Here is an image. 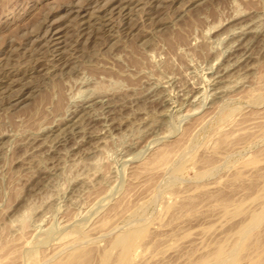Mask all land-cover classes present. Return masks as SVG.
Here are the masks:
<instances>
[{
	"label": "rangeland",
	"instance_id": "rangeland-1",
	"mask_svg": "<svg viewBox=\"0 0 264 264\" xmlns=\"http://www.w3.org/2000/svg\"><path fill=\"white\" fill-rule=\"evenodd\" d=\"M157 4L0 0V253L7 251L0 254L2 263L54 264L84 240V264H99L105 250L112 251V264L110 241L143 226L148 243L130 254V264H190L210 259L218 246L239 256L238 264L262 253L264 216L249 234L253 238L248 236L255 244L250 247L260 250L238 251L234 233L264 204V0H164L166 11L160 12ZM94 17L92 30L102 33L97 42L90 26L80 27ZM55 26L60 51L49 34ZM14 101L19 105L12 108ZM14 107L19 110H9ZM81 115L86 126L80 133L70 125ZM64 136L70 137L65 143ZM225 137L221 147L216 138ZM160 153L170 165L158 166ZM151 159L158 166L152 162V174ZM38 177L43 184L33 183ZM71 232L87 242L74 241ZM12 252L19 255L11 259Z\"/></svg>",
	"mask_w": 264,
	"mask_h": 264
},
{
	"label": "bare ground",
	"instance_id": "bare-ground-1",
	"mask_svg": "<svg viewBox=\"0 0 264 264\" xmlns=\"http://www.w3.org/2000/svg\"><path fill=\"white\" fill-rule=\"evenodd\" d=\"M127 1V0H126ZM129 1V0H128ZM137 1V0H136ZM140 1V0H139ZM144 1V0H143ZM171 1V0H170ZM202 1V0H201ZM148 2H150V1H148ZM79 3V2H78ZM137 3V2H136ZM166 3V2H165ZM166 4H168V3H166ZM166 4L164 5V0H159V4H157L156 6L158 7V10H159V12L160 11H163V10H165L164 8H165V6H166ZM108 5V4H107ZM135 5V4H134ZM153 5V4H152ZM151 5V6H152ZM171 5V4H170ZM139 6V5H138ZM154 6V5H153ZM79 7V6H78ZM82 7V6H81ZM86 7V6H85ZM128 5H127V7H124V9L125 10H130V8L128 9ZM169 7V6H168ZM120 8V7H119ZM139 8V7H138ZM78 9V8H77ZM79 9H80V7H79ZM122 11H123V9L122 8H120ZM119 9V10H120ZM143 9V8H142ZM146 9V8H145ZM156 9V8H155ZM96 10V9H95ZM131 11V10H130ZM129 11V12H130ZM134 11V10H133ZM139 11V10H138ZM166 11V10H165ZM164 11V12H165ZM78 14H81V10H78V11H76ZM93 13V12H92ZM111 13H112V11H111ZM120 13V12H119ZM126 13V12H125ZM136 13V12H135ZM140 13V12H139ZM73 14V13H72ZM82 14H83V12H82ZM81 14V15H82ZM85 14V13H84ZM88 14H91V13H88ZM95 14V13H94ZM137 14V13H136ZM149 14V13H148ZM147 14V15H148ZM160 14V13H159ZM81 15H80V17H81ZM108 15V14H107ZM129 15H131V14H129ZM141 15V14H140ZM153 15V14H152ZM166 15V14H165ZM96 16V15H95ZM139 16V15H138ZM158 16V15H157ZM68 17V16H67ZM74 17V16H73ZM79 17V18H80ZM148 17V16H147ZM160 17V16H159ZM72 18V17H71ZM95 18V17H94ZM108 18V17H107ZM103 19V18H102ZM134 19V18H133ZM160 19H161V17H160ZM57 20V19H56ZM63 20V19H62ZM69 20H70V18H69ZM83 20V19H82ZM82 20H80V21H82ZM84 20H85V18H84ZM96 18L95 19H93V20H91V18H87V20L86 21H82L81 23H80V27H84V26H90V30H91V33L93 34L92 36L94 37V40H96V42L98 41V40H102L101 39V34L99 33V31L96 29H94V30H92L93 29V27L95 26V24H96ZM108 20V19H107ZM110 20H111V18H110ZM128 20V19H127ZM157 20H159L158 18H157ZM51 21V20H50ZM76 21H77V19H76ZM80 21H78V22H80ZM99 21H101V20H99ZM162 21V20H161ZM67 22V21H66ZM74 22V21H73ZM70 23V22H69ZM132 23V22H131ZM66 24V23H65ZM68 24V23H67ZM75 24V23H74ZM91 24V25H90ZM101 24V23H100ZM159 24V23H158ZM64 25V24H63ZM97 25V24H96ZM127 25V24H126ZM132 25V24H131ZM155 25V24H154ZM70 26V25H69ZM78 26V25H77ZM134 25H132V27H133ZM57 26H55V27H52V28H49V29H51L50 30V33L49 34H51V36H53V37H55L54 39H53V47L55 48V50L56 49H59V48H61V47H59L61 44H62V42L63 41H61L62 39H61V37L59 36V34H60V30H59V28L57 27ZM75 27H76V24H75ZM75 27H73V29H75ZM79 27V26H78ZM99 28H100V26H98ZM72 28V27H71ZM98 28V29H99ZM105 28V27H104ZM69 29H70V27H69ZM103 29V28H102ZM129 29V28H128ZM127 29V30H128ZM64 30V29H63ZM79 30V29H78ZM88 30V29H87ZM86 30V31H87ZM39 31V30H38ZM71 31H73V30H71ZM104 31V30H103ZM117 31V30H116ZM45 32H47V31H45ZM82 32V31H81ZM71 33V32H70ZM88 33V32H87ZM107 33H109V32H107ZM111 33V32H110ZM46 34V33H45ZM69 35V34H68ZM71 35V34H70ZM69 35V36H70ZM91 35V34H90ZM50 36V35H49ZM49 36L46 38V39H48L49 38ZM113 36V35H112ZM66 37V36H65ZM72 37H73V35H72ZM78 37H79V35H78ZM89 37V36H88ZM40 38V37H39ZM51 38V37H50ZM49 38V39H50ZM104 38V37H103ZM116 38V37H115ZM70 39V38H69ZM113 39V38H112ZM39 40V39H38ZM73 40V39H72ZM115 40V39H114ZM66 41H68V40H66ZM52 42V41H51ZM73 42H74V40H73ZM46 43V42H45ZM50 44V43H49ZM70 43H68V45H69ZM94 44H95V42H94ZM40 45H43V44H40ZM52 45V44H51ZM131 45V44H130ZM253 45V44H252ZM49 47V46H48ZM64 47V46H63ZM93 47V46H92ZM36 48V47H35ZM46 48V47H45ZM53 48V49H54ZM68 48V47H67ZM49 49V48H48ZM52 49V50H53ZM37 50H38V48H37ZM49 50H51V49H49ZM39 51V50H38ZM45 51V50H44ZM59 51H60V49H59ZM64 51H65V49H64ZM84 51V50H83ZM30 52H32V51H30ZM33 52H35V51H33ZM37 52V51H36ZM58 52V51H57ZM64 53V52H63ZM66 53H67V51H66ZM33 54V53H32ZM90 54V53H89ZM61 55V54H60ZM33 56V55H32ZM38 57V56H37ZM46 57V56H45ZM89 57V56H88ZM12 58V57H11ZM17 58V57H16ZM89 58H91V55H90V57ZM243 58V57H242ZM50 59V58H49ZM68 59V58H67ZM252 59V58H251ZM15 60V59H14ZM62 60V59H61ZM4 61V60H3ZM9 61V60H8ZM5 62V61H4ZM6 63H7V61H6ZM16 63V62H15ZM40 63V62H39ZM59 63V62H58ZM65 63V62H64ZM18 64V63H17ZM67 64V63H66ZM39 65V64H38ZM59 65V64H58ZM65 65V64H64ZM6 66V65H5ZM8 66V65H7ZM11 66V65H10ZM16 66V65H15ZM51 66V65H50ZM1 67H2V65H1ZM14 67V66H13ZM38 67V66H37ZM52 67H54V66H52ZM73 67V66H72ZM46 68V67H45ZM56 68V67H55ZM1 69V68H0ZM67 69H69L68 68V66H67ZM72 69V68H71ZM12 70V69H11ZM10 71V70H9ZM8 71V72H9ZM43 71V70H42ZM69 71H71L70 69H69ZM66 72V71H65ZM2 73V72H1ZM45 73V72H44ZM60 73V72H59ZM6 74V73H5ZM11 75V74H10ZM54 75V74H53ZM42 76V75H41ZM55 76V75H54ZM53 76V77H54ZM2 78V77H1ZM38 78V77H37ZM36 77H35V79H37ZM43 78V77H42ZM52 78V77H51ZM32 79V78H31ZM45 79H46V77H45ZM48 80H50V78L48 77L47 78ZM5 80V79H4ZM39 80H40V78H39ZM40 82V81H39ZM34 84H36V83H34ZM7 85V84H6ZM39 85V84H38ZM37 87V86H36ZM7 88V87H6ZM9 88V87H8ZM12 88H13V86H12ZM4 89V88H3ZM259 89V88H258ZM258 89H256V90H258ZM7 90V89H6ZM5 90V91H6ZM255 90V89H254ZM260 90V89H259ZM263 90V89H262ZM19 91V90H18ZM38 91V90H37ZM3 92V91H2ZM8 92H11V91H8ZM16 92H17V90H16ZM29 92V91H28ZM14 93V92H13ZM254 93V92H253ZM9 94V93H8ZM11 94V93H10ZM254 94H256V93H254ZM260 94V93H259ZM21 95V94H20ZM253 97H254V95L253 94H251ZM250 95V97H252ZM14 96V95H13ZM13 96H12V98H13ZM40 97H41V95H40ZM7 98V97H6ZM10 98V97H9ZM17 98V97H16ZM43 98V97H42ZM41 98V99H42ZM257 98L259 99V98H261L260 96H257ZM256 98V99H257ZM3 99V98H2ZM1 99V100H2ZM11 99V98H10ZM19 99H21V98H19ZM18 99V100H19ZM34 99V98H33ZM40 99V100H41ZM247 99V98H246ZM252 99V98H251ZM254 99H255V97H254ZM30 100H32V99H30ZM30 100H29V102H30ZM16 101V100H15ZM14 101V102H15ZM33 101V100H32ZM1 102V101H0ZM17 102H19V101H17ZM20 102H22V99H21V101ZM38 101H36V102H34L35 103V105H36V103H37ZM39 102H41V101H39ZM259 102V101H258ZM9 103H11V102H8V104ZM32 103V102H31ZM1 104V103H0ZM12 104V105H11ZM10 105L12 106V108H13V104L15 105H17L18 103H11ZM38 104V103H37ZM42 104V103H41ZM19 105V104H18ZM34 105V106H35ZM33 106V105H32ZM37 106V105H36ZM35 106V107H36ZM3 107H5V106H3ZM7 107V106H6ZM24 107V106H23ZM34 107V108H35ZM103 107V106H102ZM33 107L32 108H30V109H34ZM93 108V107H92ZM9 108H7V110H8ZM9 110H11V111H16V110H19V108L18 107H14V109H9ZM29 110V109H28ZM36 110V109H35ZM37 110H38V108H37ZM32 111V110H31ZM34 111V110H33ZM6 112V111H5ZM26 112V111H25ZM24 113V112H23ZM35 113V112H34ZM33 113V114H34ZM15 114V113H14ZM30 114V113H29ZM37 114V113H36ZM229 116V115H228ZM85 117H86V115H85ZM77 118V117H76ZM82 118H84V117H82V115H81V117H78V119H79V121L77 122L76 121V123H73L72 122V125H70V126H73V129H75L77 132H80L81 133V131L83 130H81V125L82 126H84L83 124H80V122L82 121ZM87 118V117H86ZM154 118V117H153ZM73 119V118H72ZM152 119V118H151ZM229 119H231V118H229ZM221 120V119H220ZM227 120V119H226ZM72 121V120H71ZM228 121V120H227ZM84 122V121H83ZM82 123V122H81ZM86 123V122H85ZM224 124V123H223ZM264 124V123H263ZM225 125V124H224ZM67 126V125H66ZM86 126V125H85ZM85 126H84V128H85ZM262 126V125H261ZM231 127V126H230ZM260 127V126H259ZM263 127V126H262ZM262 127H260L261 129H262ZM64 128V127H63ZM219 128V127H218ZM70 130H72L71 128H70ZM69 130V131H70ZM74 130V131H75ZM214 131H215V128L213 129ZM223 130V128L221 129V131ZM226 130V129H225ZM264 127H263V129L261 130V132H262V136L264 135ZM59 131V130H58ZM62 131V130H61ZM73 131V130H72ZM83 131H85V129L83 130ZM87 131V130H86ZM57 132V131H56ZM217 132V131H216ZM218 132H219V130H218ZM216 133V134H219V133ZM227 132V131H226ZM66 133V132H65ZM73 133V132H72ZM215 133V132H214ZM222 132H220V134H221ZM260 133V132H259ZM258 133V134H259ZM69 134V133H68ZM70 134H71V132H70ZM92 134V133H91ZM90 134V135H91ZM257 134V133H256ZM72 135V134H71ZM226 136V133L225 132H223V135H219L220 137L221 136ZM228 135H230V134H228ZM227 135V136H228ZM254 135V134H253ZM58 136V135H57ZM74 136V135H73ZM80 136V135H79ZM89 136V135H88ZM217 136V138L219 137L218 135H216ZM215 136V137H216ZM69 137V136H68ZM68 137H66V136H64L62 139H63V143H65V142H67V140H68ZM219 137V138H220ZM254 137H255V135H254ZM253 137V138H254ZM264 137V136H263ZM58 138V137H57ZM70 138V137H69ZM86 139V137L84 136V134L82 135V137H81V139ZM216 138V141H218L219 140V145H220V141H222V143L221 144H225V142L223 143V141H227V137H225L226 139L225 140H223V138H221V139H217ZM250 138V137H249ZM257 138V137H256ZM62 139L58 142L59 143V146H60V144H61V142H62ZM78 139V138H77ZM83 139H82V141H83ZM231 139V138H230ZM230 139L228 140V141H230ZM237 138H235V140H236ZM251 139V138H250ZM57 140V139H56ZM73 140V139H72ZM80 140V139H79ZM92 140V139H91ZM190 140V139H189ZM86 141H87V139H86ZM93 141V140H92ZM234 141V140H233ZM237 141V140H236ZM257 141V140H256ZM96 142V141H95ZM232 142V141H231ZM235 142V141H234ZM77 143V142H76ZM89 143V142H88ZM214 144L216 143L215 142V140H214V142H213ZM229 142H227L226 143V145L228 144ZM43 144V143H42ZM96 144V143H95ZM213 144V145H214ZM217 144V143H216ZM82 145V144H81ZM51 146V145H50ZM62 146V145H61ZM215 146H217V145H215ZM221 146V145H220ZM219 146V147H220ZM225 146V145H224ZM228 146H229V144H228ZM233 146V145H232ZM37 147V146H36ZM55 147H57V146H55ZM86 147V146H85ZM205 147H207V146H205ZM211 147V146H210ZM218 147V146H217ZM222 147V146H221ZM220 147V148H221ZM79 148V147H78ZM95 148V147H94ZM224 148H226V147H224ZM223 148V149H224ZM230 148V147H229ZM90 149V148H89ZM175 149H179V148H175ZM216 149H218V148H216ZM215 149V150H216ZM227 149V148H226ZM225 149V150H226ZM231 149V148H230ZM233 149H235V147L233 148ZM54 150V149H53ZM47 151V150H46ZM86 151V150H85ZM84 151V152H85ZM171 151V150H170ZM169 151V152H170ZM54 152V151H53ZM168 152V149L166 150V152L164 151L163 153H167ZM169 152L166 154L167 156H168V160H170L169 159V157H170V154H169ZM228 152V151H227ZM38 153V152H37ZM40 153V152H39ZM163 153H160V154H162L160 157H159V155L157 156H155V160H156V162H158V166H161V164H160V162H168V160H167V156L165 155V154H163ZM172 153V152H171ZM181 153V152H180ZM222 153H224L225 154V152H222ZM25 154V153H24ZM36 154V153H35ZM43 154V153H42ZM48 154V153H47ZM176 154V153H175ZM209 154V153H208ZM212 155H213V153H211ZM210 154V155H211ZM221 154V153H220ZM228 154V153H227ZM184 155V154H183ZM38 157H39V155H37ZM45 156H46V154H45ZM51 156V155H50ZM180 156H181V154H180ZM3 157V156H2ZM35 158V159H40V157L39 158ZM213 157V156H212ZM46 158V157H45ZM44 158V159H45ZM50 158V157H49ZM159 158V159H158ZM180 158V157H179ZM203 158V157H202ZM211 158V157H210ZM229 158V157H228ZM33 159V158H32ZM31 159V160H32ZM35 159H34V161H35ZM53 159V158H52ZM158 159V160H157ZM254 159V158H253ZM252 159V160H253ZM48 160V159H47ZM51 160V159H50ZM154 160V159H153ZM152 159H151V164L149 165V161H148V163H147V165H146V163H145V165L147 166V168L146 169H143V167H142V169L145 171V170H149L148 169V167L150 166V169H151V167H152V162H155V161H153ZM180 160V159H179ZM211 160V159H210ZM212 160H214V159H212ZM212 160L211 161H208L207 163H209L210 162V164H211V162H212ZM225 160V159H224ZM252 160L250 159V162L252 163ZM258 160V159H257ZM40 161V160H39ZM45 161V160H44ZM195 161V160H194ZM202 161V160H201ZM33 162V161H32ZM36 162H38V161H36ZM36 162H33V163H35L36 164ZM41 162H43V159H42V161ZM41 162H39V164L41 163ZM155 162V163H156ZM170 162V161H169ZM176 162V161H175ZM175 162H173V163H175ZM205 162V161H204ZM216 162V161H215ZM214 162V163H215ZM223 162V161H222ZM249 162V161H248ZM258 162V161H257ZM213 163V162H212ZM214 163H213V165H214ZM255 162L253 161V164H254ZM38 164V163H37ZM167 164H169V163H167ZM177 164V163H176ZM175 164V165H176ZM178 164H181L180 163V161H178ZM177 164V165H178ZM194 164V163H193ZM192 164V165H193ZM208 165V167L209 168H211L210 166L211 165ZM215 164H217V163H215ZM223 164H224V162H223ZM245 164V163H244ZM247 164H249V163H247ZM246 164V165H247ZM42 165V164H41ZM40 165V166H41ZM145 165H143L144 166V168H145ZM149 165V166H148ZM154 165V164H153ZM170 165V164H169ZM192 165H190V166H192ZM158 166H157V163H156V165L154 166V167H152V168H155V167H157L158 168ZM171 166H172V164H171ZM216 166V165H215ZM35 167V166H34ZM161 167H164V166H161ZM168 167V166H167ZM32 168H33V166H32ZM31 168V169H32ZM177 168H179V167H177ZM205 169L207 168V166L206 167H204ZM203 168V169H204ZM208 168V169H209ZM215 168V167H214ZM30 169V168H29ZM162 169V168H161ZM164 169V168H163ZM172 169H174V167L172 168ZM180 169V171H181V168H179ZM212 169V168H211ZM33 170V169H32ZM37 170V169H36ZM143 170H142V172H143ZM152 170L153 169H151L150 171H148V172H150V174H152L151 172H152ZM178 169H176L175 171H177ZM199 170V169H198ZM215 170V169H214ZM155 171H156V169H155ZM200 171V173L204 176V175H206V174H204L203 172H201V170H199ZM207 171L209 172V170H206V173H207ZM35 172V171H34ZM41 172V171H40ZM146 172V171H145ZM154 172V171H153ZM198 172V171H197ZM178 173H180V172H178ZM199 172H198V174H200ZM211 173V172H210ZM36 173H34V175H35ZM39 174V173H38ZM160 174V173H159ZM41 175H43L42 174V172H41ZM142 175V174H141ZM40 176V175H39ZM236 176V175H235ZM31 177V176H30ZM43 176H41V178H42ZM135 177V176H134ZM137 177V176H136ZM135 177V178H136ZM196 177V176H195ZM199 177H202V176H199ZM205 177V176H204ZM203 177V178H204ZM208 177V176H207ZM239 177V176H238ZM36 178V177H35ZM34 178V179H35ZM41 178L40 177H38L36 180H34V184L35 185H39V183H41L40 182V180H41ZM134 178V179H135ZM160 179V178H159ZM197 179V178H196ZM202 179V178H201ZM199 181V180H198ZM32 183V182H31ZM41 184H43V183H41ZM157 184V183H156ZM45 185H46V182H45ZM45 185H44V187H45ZM162 186V185H161ZM30 187H31V184H30ZM34 187V186H33ZM33 187H31V188H33ZM35 187H37V186H35ZM41 187V186H40ZM42 187H43V185H42ZM48 187V186H47ZM249 187V186H248ZM247 187V188H248ZM28 188V187H27ZM38 188V187H37ZM251 188V187H250ZM30 189V188H29ZM41 189H43V188H41ZM34 190V188L32 189V191ZM38 190V189H37ZM264 190V189H263ZM41 191V190H40ZM39 191V192H40ZM38 191H36V193H37ZM264 192V191H263ZM262 192V193H263ZM35 193V194H36ZM29 194H30V192H29ZM32 194V193H31ZM34 194V195H35ZM202 194V193H201ZM257 194V193H256ZM260 194V193H259ZM33 195V194H32ZM32 195H30V196H32ZM258 195V194H257ZM263 195V194H262ZM262 195H260V196H262ZM40 196V195H39ZM257 197V196H256ZM264 197V196H263ZM255 198V197H254ZM262 198V197H261ZM151 199V198H150ZM254 200V199H253ZM154 201V200H153ZM257 201V200H256ZM258 202H259V200H258ZM167 203V202H166ZM226 203V202H225ZM124 205H125V203H123ZM137 203H135V205H136ZM134 205V204H133ZM143 205V204H142ZM153 205V204H152ZM224 205V204H223ZM138 206V205H137ZM175 206V205H174ZM174 206L173 207H171V208H173L174 209ZM225 206H227L226 204H225ZM224 206V207H225ZM260 206V205H259ZM118 207H120V205H118ZM133 207V206H132ZM257 207V206H256ZM122 208V207H121ZM128 208V207H127ZM136 208V207H135ZM226 208V207H225ZM119 209V208H118ZM144 209V208H143ZM224 209V208H223ZM240 207H239V211H240ZM259 209V208H258ZM123 210V209H122ZM125 210H126V208H125ZM124 210V211H125ZM139 210H140V208H139ZM224 210H226V209H224ZM223 210V211H224ZM235 210H237V208L235 209ZM27 211V210H26ZM116 211V210H115ZM135 211V210H134ZM138 211V210H137ZM227 211V210H226ZM256 211V210H255ZM109 212V211H108ZM112 212V211H111ZM110 212V213H111ZM121 212V211H120ZM236 212H238V211H236ZM116 213V212H115ZM122 213H125V212H123L122 211ZM130 213H131V211H130ZM133 213V212H132ZM253 213V212H252ZM24 214H25V212H24ZM117 214H119V213H117ZM141 214V213H140ZM21 215V214H20ZM19 215V216H20ZM108 215V214H107ZM114 214H112L111 216H113ZM120 215V214H119ZM133 215V214H132ZM135 215V214H134ZM142 215V214H141ZM146 215V214H145ZM25 216V215H24ZM108 216H110V214L108 215ZM107 216V217H108ZM110 216V217H111ZM263 216H264V204L262 205V207H261V209L259 210V211H256L255 213H253V214H251L250 215V217L248 218V220H244L243 221V223L239 226V228L237 229V231H236V233H234L236 236H235V240L234 241H236L237 240V242L236 243H238V251L240 250L241 252H244V251H250V250H248L249 248L252 250V249H255V250H257L258 249V247H255V248H251V247H253L255 244H253V246H251V244L249 243L250 241H248L249 240V237L248 236H253V234H251V235H249L250 233H252V231H254L253 229H255L254 227L255 226H257V224L260 222L261 223V220H262V218H263ZM114 217V216H113ZM116 217H117V215H116ZM119 217V216H118ZM138 217V216H137ZM246 217V216H245ZM247 217H248V214H247ZM107 219H109V218H107ZM111 219V218H110ZM109 219V220H110ZM113 219V218H112ZM121 219V218H120ZM144 219V218H143ZM18 220V219H17ZM99 220V219H98ZM105 220H106V218H105ZM108 220V221H109ZM128 220V219H127ZM126 220V221H127ZM137 220V219H136ZM107 221V220H106ZM240 223H241V221H240ZM95 224V223H94ZM98 224H99V222H98ZM110 224V223H109ZM108 224V225H109ZM115 224V223H114ZM130 224H131V221H130ZM146 224V223H145ZM144 224V225H145ZM103 225H105V221H104V217H103V220L101 219V222H100V224L98 225L99 227L98 228H100V227H102ZM111 225V224H110ZM126 225H127V223H126ZM5 226V225H4ZM94 226V225H93ZM112 226V225H111ZM11 227V226H10ZM109 227V226H108ZM107 226H105V228H108ZM145 226H143V227H138V228H129L127 231H121L122 233H118V235L115 237V235H114V239L112 240V241H110L111 242V244H110V246L109 247H111V250H114L116 253H115V258L114 257H112V258H114V262L112 263V264H130V260H129V258L131 257L130 256V254L132 253V252H134V251H136V248H140V246L141 245H143V243H145L143 240L145 239V237H147L148 236V234H147V236H146V229L144 228ZM258 227H259V225H258ZM258 227H256V228H258ZM3 228V227H2ZM93 228V227H92ZM91 228V229H92ZM110 228V227H109ZM109 228H108V230L107 229H105V231L107 230V232L106 233H108V231H109ZM236 228V227H235ZM94 229H95V227H94ZM101 229V228H100ZM260 229V228H259ZM71 230V229H70ZM74 230V229H73ZM95 230H97V228L95 229ZM256 230V229H255ZM5 231V230H4ZM77 231H78V229L76 230V231H72V232H76L77 233ZM93 231V230H92ZM91 231V232H92ZM103 231H104V228H103ZM67 232V231H66ZM70 233V234H72L73 235V233ZM80 232V231H79ZM78 232V233H79ZM110 232V231H109ZM114 232V231H113ZM148 232V231H147ZM68 234H67V237L68 236H70L69 235V232H67ZM76 233H74V237L76 236L75 234ZM85 233V232H84ZM102 233V232H101ZM104 233V232H103ZM103 233H102V235H103ZM256 233H258V232H256ZM2 234V233H1ZM63 234V233H62ZM65 234V233H64ZM80 235H83L82 234V232L81 233H79ZM78 234V235H79ZM86 234V233H85ZM105 234V233H104ZM109 234V233H108ZM71 235V236H72ZM88 235V234H87ZM233 235V234H232ZM231 235V236H232ZM62 236V235H61ZM64 237L66 236V235H63ZM62 236V237H63ZM89 236V235H88ZM105 236V235H104ZM107 236V235H106ZM112 236V235H111ZM250 237L251 239L253 238V237ZM3 237H4V235H3ZM59 237V236H58ZM62 237H61V240L62 241H67V240H64V239H62ZM74 237H73V239H74ZM78 237H80L81 238V236H76L75 237V239H74V241H76V238L78 239L76 242H78V241H80L81 242V240H83V239H85V238H81V240H80V238H78ZM84 237H85V235H84ZM91 237V236H90ZM103 237V236H102ZM101 237V238H102ZM230 237V236H229ZM228 237V238H229ZM2 238V237H1ZM71 238V237H70ZM69 238V240H71ZM87 238V240H88V237H86ZM110 238V237H109ZM148 238V237H147ZM227 238V239H228ZM5 239V238H4ZM72 239V240H73ZM95 239V238H94ZM1 240V239H0ZM60 240V239H59ZM68 240V241H69ZM71 240V241H72ZM230 241H231V239H229ZM229 240H227V241H229ZM254 240H256V238H255V236H254ZM6 241H8V240H6ZM61 241V242H62ZM67 241V242H68ZM84 241V240H83ZM83 241H82V243H83ZM85 241H86V239H85ZM88 241H90V240H88ZM257 241V240H256ZM63 242V243H64ZM87 242V241H86ZM232 242V241H231ZM258 242V241H257ZM3 243H4V241H3ZM3 243H1V244H3ZM69 243V242H68ZM72 243H75V242H72ZM71 243V244H72ZM79 243V242H78ZM81 243V244H82ZM146 243H148V242H146ZM230 243V242H229ZM235 243V242H234ZM252 243H253V241H252ZM254 243H256L255 241H254ZM260 243V242H259ZM259 243H257V245L256 246H261L262 247V245L261 244H259ZM0 244V245H1ZM81 244H80V246H81ZM84 244V243H83ZM82 244V245H83ZM87 244L88 243H86V246H87ZM107 244V243H106ZM220 244V243H219ZM226 244V243H225ZM231 244H233V243H231ZM259 244V245H258ZM3 245H5V243L3 244ZM75 246H76V243L74 244ZM144 245H146V244H144ZM143 245V246H144ZM148 245V244H147ZM226 245H228V244H226ZM225 245V246H226ZM78 246V245H77ZM76 246V247H77ZM79 246V247H80ZM84 246V245H83ZM83 246H82V248H83ZM218 246V245H217ZM232 246V245H231ZM237 246V245H236ZM251 246V247H250ZM264 246V245H263ZM3 247V246H2ZM58 247H60V244H59V246ZM57 247V248H58ZM63 247V246H62ZM71 247V246H70ZM70 247H69V249H70ZM74 248L73 249V251H70V250H72V249H70L69 251H70V253H68L67 254V256H66V258L64 259V257L65 256H63L62 258L64 259V260H62V258H61V260H60V258L58 259L59 261H57V262H54V264H84L86 261H87V263L89 262V260H88V253H87V251L86 250H84L85 248ZM88 247V246H87ZM108 247V246H107ZM229 247V246H228ZM54 248H55V246H54ZM67 247L65 246V249H66ZM104 248V247H103ZM143 248V247H142ZM0 249H2L1 247H0ZM6 249V248H5ZM56 249V248H55ZM63 249H64V247H63ZM88 249V248H87ZM144 249V248H143ZM229 249H231V247L229 248ZM237 249V248H236ZM261 249V248H260ZM260 249H258V250H260ZM47 250V249H46ZM49 250V249H48ZM52 250V249H51ZM50 250V251H51ZM89 250H90V248H89ZM104 250V249H103ZM232 250V249H231ZM255 250H253L254 252H255ZM263 251H264V247H263V249H262ZM41 251V250H40ZM57 252L58 251H60V250H56ZM62 251V250H61ZM91 251V250H90ZM90 251H88V252H90ZM142 252H143V250H141ZM228 250H226L225 248H223V247H219L218 246V248L216 249V251H214L213 252V255H212V257H211V255H210V259H201L200 258V260L198 259V261L197 262H194V263H190V264H238L239 262H237V260L238 259H240V257L239 256H237V255H232L233 253H229V252H232V251H228ZM236 252H237V250H235ZM263 251H262V253H263ZM3 251H1V253H2ZM7 251H5V252H3V253H6ZM16 252V251H15ZM14 252V254H13V252L10 254V253H8V255H11V259H13V257L15 256V254H18V253H15ZM44 252V251H43ZM42 252V253H43ZM55 253V254H57V255H59V253ZM66 252V251H65ZM112 251H107V250H105V252L103 251V253H102V255H100V261H99V264H107L108 262H109V259L111 258V255H112V253H111ZM257 252H259V251H257ZM261 252V251H260ZM0 253V254H1ZM23 253V252H22ZM35 253V252H34ZM53 253V254H54ZM64 253V252H63ZM137 253V252H136ZM141 253V252H140ZM247 253L248 252H246V258H249V257H247ZM262 253H258L257 255L259 256V257H257V258H255V259H250L249 260V263H247V264H264V254H262ZM12 254L14 255V256H12ZM32 254V253H31ZM39 254H40V252H39ZM236 254V253H235ZM243 254H245V253H243ZM254 254V253H253ZM2 256L3 255H6V254H1ZM7 255V256H8ZM19 255V254H18ZM18 255H17V257H18ZM21 255V254H20ZM34 255V256H33ZM41 255V254H40ZM43 255V254H42ZM45 255V254H44ZM63 255H65V254H63ZM252 255V254H251ZM255 255H256V253H255ZM254 255V256H255ZM256 255V256H257ZM2 256H0V257H2ZM32 259H33V261H34V257H35V254H32ZM37 256V255H36ZM51 256H53V255H51ZM141 256V255H140ZM242 256V255H241ZM17 257H16V259H17ZM54 257V256H53ZM60 257V256H59ZM239 257V258H238ZM244 257V258H245ZM10 258V257H9ZM29 258H30V256H29ZM29 258H27V259H29ZM36 258V257H35ZM44 258V257H43ZM49 258H50V256H49ZM57 258V257H56ZM90 258V257H89ZM8 259V258H7ZM10 259V261H12ZM32 259H29V260H32ZM37 259H39V258H37ZM41 260H42V257L40 258ZM53 259V258H52ZM131 259V258H130ZM6 260V259H5ZM15 260V259H14ZM14 260L12 261L13 263H14ZM41 260H39L38 262H40ZM47 260H49V259H45V262H47ZM243 260V259H242ZM8 262H9V260H7ZM44 261V260H43ZM50 261V260H49ZM48 261V262H49ZM111 261V260H110ZM240 261V260H239ZM0 262L2 263V261L0 260ZM112 262V261H111ZM246 262V261H245ZM247 262H248V259H247ZM10 263V262H9ZM12 263V264H13ZM44 263V262H43ZM53 263V262H52ZM241 263V262H240ZM2 264H5V262H3ZM6 264H8V263H6ZM11 264V263H10ZM40 264H42V263H40ZM45 264V263H44Z\"/></svg>",
	"mask_w": 264,
	"mask_h": 264
}]
</instances>
